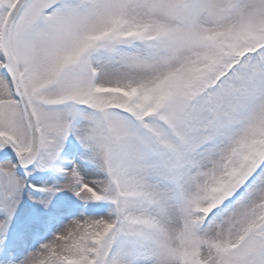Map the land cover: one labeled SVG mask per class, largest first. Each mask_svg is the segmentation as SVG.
Masks as SVG:
<instances>
[{
    "label": "snow or ice",
    "instance_id": "obj_1",
    "mask_svg": "<svg viewBox=\"0 0 264 264\" xmlns=\"http://www.w3.org/2000/svg\"><path fill=\"white\" fill-rule=\"evenodd\" d=\"M0 264H264V0H0Z\"/></svg>",
    "mask_w": 264,
    "mask_h": 264
}]
</instances>
